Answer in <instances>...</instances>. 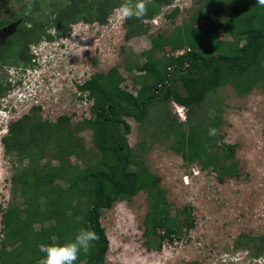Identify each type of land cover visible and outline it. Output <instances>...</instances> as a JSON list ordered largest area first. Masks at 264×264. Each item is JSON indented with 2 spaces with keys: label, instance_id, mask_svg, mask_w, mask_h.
<instances>
[{
  "label": "trees",
  "instance_id": "1",
  "mask_svg": "<svg viewBox=\"0 0 264 264\" xmlns=\"http://www.w3.org/2000/svg\"><path fill=\"white\" fill-rule=\"evenodd\" d=\"M9 1L0 0V30L19 22L14 34L0 45V68L33 64L31 45L43 38L61 37L80 20L106 24L122 2L31 0V12L26 15V0L5 16ZM173 1H147L143 18L125 19V38L148 34L147 23H153ZM207 5H212L217 17L226 9L229 16L224 22L213 20L204 12ZM177 12L175 9L167 16L173 18ZM223 24L228 39L220 37ZM51 28L56 35L50 33ZM150 42L143 63L135 60L125 65L128 71L139 72L133 79L136 93L123 87L124 75L116 65L77 85L80 95L86 94L92 102L90 117L76 124L68 115L45 119L41 106L35 105L10 121L2 143L14 167L13 202L2 217L5 234L0 239V264H38L44 256L40 244L72 240L81 228L93 230L97 239L75 264H105L110 240L102 213L141 191L147 194L149 204L143 220L148 247L161 250L165 240L181 239L195 225L191 210L184 207L172 215L166 191L144 159L149 141L166 138L171 150L182 155L188 165L213 169L220 182L241 176L237 144H219L223 108L216 101L228 83L240 95L251 93L254 87L264 90V7L256 0H208L190 22L169 33L151 35ZM182 49L184 52L177 54ZM178 83L185 93L178 91ZM11 85L7 78L0 79V99ZM173 101L187 107L186 120L173 113ZM127 118L139 123L141 139L135 147L128 142L132 126ZM209 129H215L216 134L209 135ZM85 130L92 131L90 149L79 135ZM17 195L22 201L16 200ZM236 247L250 249L259 257L264 252V235L241 234Z\"/></svg>",
  "mask_w": 264,
  "mask_h": 264
},
{
  "label": "rangeland",
  "instance_id": "2",
  "mask_svg": "<svg viewBox=\"0 0 264 264\" xmlns=\"http://www.w3.org/2000/svg\"><path fill=\"white\" fill-rule=\"evenodd\" d=\"M25 1L10 0L7 4L8 12L5 11L3 15L8 16L9 11L14 12ZM207 2L208 0H174L171 6L163 7L162 12L156 16L157 23H147L148 34L130 40L125 38V19L114 15V10L106 24H91L80 20L73 23L71 29L61 37H55V28H51L50 33L54 38L42 39L49 42L44 43L43 45L47 44L44 47L40 46V49H44L41 59L37 56L34 64L27 66L30 67V72H25L33 90H29L33 93V106H41L45 119L56 120L61 115H68L71 116V123L76 124L91 116L92 103L86 94L80 95L77 85L93 73L107 72L116 65L120 66L124 75L123 87L136 93L137 87L133 79L139 72H130L125 69V65L135 60L143 63L146 60L144 52L151 46V35L169 33L185 22H190ZM175 9H178L176 16L168 17L167 14ZM204 12H208L213 20L222 22L229 16V10L226 9L222 17H217L212 5H207ZM47 13H50L49 10ZM18 22L15 20L0 31V43L14 32ZM203 22L204 20L200 21ZM73 33L79 34L73 36ZM219 34L223 39L230 38L224 24ZM8 68H0V79L8 77ZM14 70L15 76L22 71L15 67ZM178 91L186 92L181 83H178ZM220 96L216 101L223 108L218 131V135L223 138L219 139V144H237L236 159L241 176L220 182L213 169H203L196 163L188 165L182 155L171 150L166 138L149 141L144 159L164 187L172 215L189 207L195 225L181 239L165 240L161 250L149 248L143 223L149 209L147 194L141 191L131 199L118 200L111 208L104 209L101 217L110 240L105 264H187L194 260L200 264H264V252L259 257H254L252 250L236 247L241 234L264 235V90L254 87L251 93L240 95L228 83L220 90ZM16 98L17 96L12 97L11 103H15ZM171 108L175 113L173 105ZM26 110L27 107H24L23 112ZM21 115L22 113H16L12 119L22 117ZM186 119L187 115L181 118ZM127 120L132 126L128 142L135 147L141 139L139 123L133 118ZM79 135L87 149H90L92 131L85 130ZM1 139L0 133L2 240L5 234L2 217L13 202L11 192L14 167L12 160L4 152ZM72 160L78 162L75 157ZM16 200L22 201L21 196L17 195Z\"/></svg>",
  "mask_w": 264,
  "mask_h": 264
},
{
  "label": "clouds",
  "instance_id": "3",
  "mask_svg": "<svg viewBox=\"0 0 264 264\" xmlns=\"http://www.w3.org/2000/svg\"><path fill=\"white\" fill-rule=\"evenodd\" d=\"M256 3L259 6L264 7V0H256ZM31 9L32 3L31 0H29L25 14H30ZM147 11V0H122L121 4L114 10V15L122 19H141L147 14ZM77 34L79 33H73V36ZM54 35H56L55 32ZM81 37L85 39L83 36ZM47 42L49 41L44 39L37 44L31 45V52L35 55V61L37 56L39 60L41 59L44 49H40V46L44 47L47 44H43ZM33 46L38 48L37 53L33 52ZM21 70L22 71L18 76L13 77L19 79V84L22 83L24 78H27L25 76V72H30V67H24V69ZM20 76H23V78H20ZM215 134V129H209V135ZM96 239L97 236L93 230L81 228L72 240L64 243L53 242L51 244H40L39 251L43 253L44 256L38 261V264H75L82 252L87 254L91 251L93 243Z\"/></svg>",
  "mask_w": 264,
  "mask_h": 264
},
{
  "label": "built area",
  "instance_id": "4",
  "mask_svg": "<svg viewBox=\"0 0 264 264\" xmlns=\"http://www.w3.org/2000/svg\"><path fill=\"white\" fill-rule=\"evenodd\" d=\"M157 19L158 18L152 19V22L157 23ZM32 48H33V52L35 53L38 52V48L36 46H33ZM183 52L184 50L182 49V50L177 51V54H182ZM10 81H11L13 88L11 90H8V93L5 94L1 98V102H0L1 138L8 133L10 121L15 120V119H12V117H14L16 113H22V115H24L25 113L29 112V110L35 104L34 102H31L33 98V93H31L29 90L31 91L33 90L30 86V83H29L30 81L28 82L27 78H24L21 84L18 83L19 82L18 78H11ZM14 96H17L16 98L17 100L15 103H11V98ZM172 105L174 107V112L180 117V119L186 117L187 115L186 106L179 104L177 102H174V101ZM23 106L27 107V110L25 111V113L23 112V109H24Z\"/></svg>",
  "mask_w": 264,
  "mask_h": 264
},
{
  "label": "flooded vegetation",
  "instance_id": "5",
  "mask_svg": "<svg viewBox=\"0 0 264 264\" xmlns=\"http://www.w3.org/2000/svg\"><path fill=\"white\" fill-rule=\"evenodd\" d=\"M12 24V23H11ZM1 30H3V29H1ZM0 30V31H1ZM14 33L12 32L7 38H5V40H3L1 43H0V45L1 44H3L10 36H12ZM0 64H1V60H0ZM34 64V63H33ZM29 66V65H28ZM3 67H9L8 68V70H9V74H8V77H7V79H8V81H10V79L11 78H13L14 76H15V70H14V67L16 68V69H24V67H23V63H20V64H18V65H15V64H11V65H3ZM3 67H1V68H3ZM27 67V66H26ZM20 78H23V76H20ZM11 82V81H10ZM13 88V86L11 85V88L9 89V90H11ZM7 93V92H6Z\"/></svg>",
  "mask_w": 264,
  "mask_h": 264
},
{
  "label": "water",
  "instance_id": "6",
  "mask_svg": "<svg viewBox=\"0 0 264 264\" xmlns=\"http://www.w3.org/2000/svg\"><path fill=\"white\" fill-rule=\"evenodd\" d=\"M7 27H8V26H7ZM4 29H6V27H5ZM4 29H3V30H4ZM14 31H15V30H14Z\"/></svg>",
  "mask_w": 264,
  "mask_h": 264
}]
</instances>
